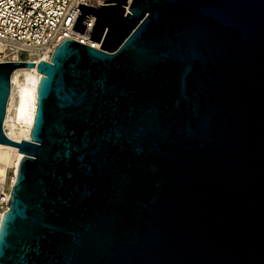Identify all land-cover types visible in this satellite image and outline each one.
I'll return each instance as SVG.
<instances>
[{"label":"water","instance_id":"obj_1","mask_svg":"<svg viewBox=\"0 0 264 264\" xmlns=\"http://www.w3.org/2000/svg\"><path fill=\"white\" fill-rule=\"evenodd\" d=\"M77 4L39 61L0 264H264V0Z\"/></svg>","mask_w":264,"mask_h":264},{"label":"built area","instance_id":"obj_2","mask_svg":"<svg viewBox=\"0 0 264 264\" xmlns=\"http://www.w3.org/2000/svg\"><path fill=\"white\" fill-rule=\"evenodd\" d=\"M103 0H0V46L3 60H28L38 54L53 52L65 37L82 45L99 49L87 39L94 16H85L82 33L71 30L78 13L77 4L99 8ZM32 55V56H31ZM51 57V56H50ZM13 173V172H12ZM0 181V217L8 210L7 202L14 177Z\"/></svg>","mask_w":264,"mask_h":264},{"label":"bare ground","instance_id":"obj_3","mask_svg":"<svg viewBox=\"0 0 264 264\" xmlns=\"http://www.w3.org/2000/svg\"><path fill=\"white\" fill-rule=\"evenodd\" d=\"M2 53L3 48L0 46V62L8 61L3 60ZM51 54H38L36 57H30L28 60H19L15 56L11 57L13 60L10 61H24L35 64L34 67L14 70L10 77V94L3 122V132L11 140H28L36 108L37 82L41 76L36 71V66L40 60L49 62ZM20 76H23V79H20ZM22 157L23 155L18 153L16 148L0 144V181L5 178L9 168L13 172L12 178L15 177L19 161Z\"/></svg>","mask_w":264,"mask_h":264},{"label":"rangeland","instance_id":"obj_4","mask_svg":"<svg viewBox=\"0 0 264 264\" xmlns=\"http://www.w3.org/2000/svg\"><path fill=\"white\" fill-rule=\"evenodd\" d=\"M20 79H23V76H20ZM11 175H12V169L9 168L7 171V176H11Z\"/></svg>","mask_w":264,"mask_h":264}]
</instances>
